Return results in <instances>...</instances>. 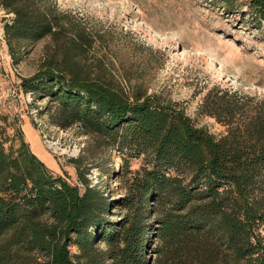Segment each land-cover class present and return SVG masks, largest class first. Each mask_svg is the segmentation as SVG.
I'll use <instances>...</instances> for the list:
<instances>
[{
	"label": "trees",
	"instance_id": "obj_1",
	"mask_svg": "<svg viewBox=\"0 0 264 264\" xmlns=\"http://www.w3.org/2000/svg\"><path fill=\"white\" fill-rule=\"evenodd\" d=\"M217 1L264 23V0ZM0 7L13 14L4 24L12 56L23 41L65 34L49 0ZM61 50L21 86L48 97L53 123L79 124L116 151L131 174L128 193L108 200L80 170L82 187L53 174L20 128L0 137V264H152V234L162 264H264V97L208 93L204 111L227 127L216 137L177 102L90 77ZM114 205L125 208L116 220Z\"/></svg>",
	"mask_w": 264,
	"mask_h": 264
},
{
	"label": "rangeland",
	"instance_id": "obj_2",
	"mask_svg": "<svg viewBox=\"0 0 264 264\" xmlns=\"http://www.w3.org/2000/svg\"><path fill=\"white\" fill-rule=\"evenodd\" d=\"M49 2L65 34L58 43L48 36L23 41L14 56L4 38V24L13 14L0 7V137L16 136L20 128L32 152L73 185L82 187L80 170L89 185L114 200L128 193L131 174L116 151L98 146L95 135L86 134L79 124L53 123L48 97L21 86L23 77L42 69L49 59L61 58L62 48L65 58L90 77L112 79L128 91L139 88L175 101L195 125L207 127L216 137L227 127L204 111L208 93L213 98L225 90L264 97V23L242 15L243 5L227 10L217 0ZM138 164L133 159L129 168ZM110 211L109 218L116 220L125 208L114 205ZM149 218L155 226L152 212ZM157 246L152 234L145 251L152 264L163 261Z\"/></svg>",
	"mask_w": 264,
	"mask_h": 264
}]
</instances>
